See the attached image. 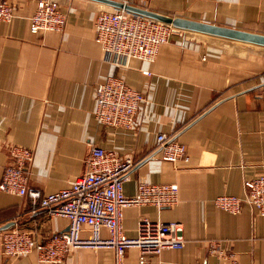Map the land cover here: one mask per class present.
Segmentation results:
<instances>
[{"label": "crops", "instance_id": "0c3cea01", "mask_svg": "<svg viewBox=\"0 0 264 264\" xmlns=\"http://www.w3.org/2000/svg\"><path fill=\"white\" fill-rule=\"evenodd\" d=\"M5 1L13 18L0 21V180L15 145L31 150L28 185L44 195L82 173L91 145L131 155L139 162L124 183L126 196L136 193L137 180L178 187L171 207L123 210L129 238L142 218L181 224L184 246L149 256L151 264H264V216L247 204L230 214L213 202L243 198L244 182L264 175V47L177 30L153 62L115 66L95 42V17L111 8L55 0L66 15L64 28L33 34L29 18L40 0ZM146 9L264 35V0H147ZM107 76L144 95L133 131L95 120L94 90ZM159 134L181 145L187 161L149 157ZM6 224L45 241L68 221L0 192V227ZM137 261L138 250H126L124 263ZM0 264L44 263L34 252L7 257L0 247ZM62 264H115V256L105 247L80 248Z\"/></svg>", "mask_w": 264, "mask_h": 264}, {"label": "built area", "instance_id": "2783aa9c", "mask_svg": "<svg viewBox=\"0 0 264 264\" xmlns=\"http://www.w3.org/2000/svg\"><path fill=\"white\" fill-rule=\"evenodd\" d=\"M138 7H147V0H121ZM13 18V6L0 0V21ZM66 15L55 0H40L29 18L31 33L61 31ZM95 42L104 56L115 66H126L132 59L153 62L161 45L169 42L177 31L170 25L128 13L109 9L98 13L94 20ZM264 93V83L261 86ZM144 95L128 86L117 76H107L94 90V117L113 129H136V116L141 109ZM9 163L4 167L0 192L27 198L32 212L44 210L51 217L68 221L66 230L39 241L20 229L1 232L0 247L7 257L19 258L32 252L44 264H62L65 256L75 249L105 247L112 249L115 264H125L126 250H138V264H151L149 256L164 249L178 250L184 246L183 228L180 223H162L146 218L139 220L137 233L127 237L122 230L123 210L127 207L153 206L157 209L171 207L178 201L175 184H152L137 180L136 193L126 196L124 183L139 162L131 155H121L91 145L84 158L82 173L69 185L55 193L42 194L28 185V168L33 159L30 149L11 146ZM158 156L168 162L187 161L184 149L166 134H159L149 157ZM214 205L230 214L241 211L247 204L264 216V175L244 182V197L222 195ZM105 230L106 237L101 236Z\"/></svg>", "mask_w": 264, "mask_h": 264}, {"label": "water", "instance_id": "95a60500", "mask_svg": "<svg viewBox=\"0 0 264 264\" xmlns=\"http://www.w3.org/2000/svg\"><path fill=\"white\" fill-rule=\"evenodd\" d=\"M112 9L123 10L128 13L140 15L166 25H170L176 30L185 32H193L212 36L220 39L231 40L246 44H251L259 47H264V35L254 33L242 29L219 26L211 23H205L195 20H190L181 17H170L157 12L150 11L145 8H138L122 2L121 0H91ZM12 224H6L0 227V232L7 230Z\"/></svg>", "mask_w": 264, "mask_h": 264}, {"label": "rangeland", "instance_id": "374dc122", "mask_svg": "<svg viewBox=\"0 0 264 264\" xmlns=\"http://www.w3.org/2000/svg\"><path fill=\"white\" fill-rule=\"evenodd\" d=\"M107 10H109V9H107Z\"/></svg>", "mask_w": 264, "mask_h": 264}]
</instances>
